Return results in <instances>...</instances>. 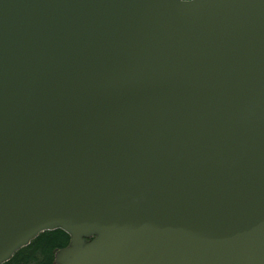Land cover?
<instances>
[{"label": "water", "instance_id": "1", "mask_svg": "<svg viewBox=\"0 0 264 264\" xmlns=\"http://www.w3.org/2000/svg\"><path fill=\"white\" fill-rule=\"evenodd\" d=\"M264 264V0H0V264Z\"/></svg>", "mask_w": 264, "mask_h": 264}, {"label": "trees", "instance_id": "2", "mask_svg": "<svg viewBox=\"0 0 264 264\" xmlns=\"http://www.w3.org/2000/svg\"><path fill=\"white\" fill-rule=\"evenodd\" d=\"M68 238L61 229L45 230L1 264H54V250L64 247Z\"/></svg>", "mask_w": 264, "mask_h": 264}]
</instances>
